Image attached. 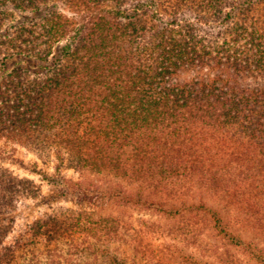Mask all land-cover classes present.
I'll list each match as a JSON object with an SVG mask.
<instances>
[{"label":"trees","instance_id":"1","mask_svg":"<svg viewBox=\"0 0 264 264\" xmlns=\"http://www.w3.org/2000/svg\"><path fill=\"white\" fill-rule=\"evenodd\" d=\"M1 140L128 185L74 183L82 205L195 208L222 230L188 200L264 197V0H0ZM41 195L0 167V264H43L34 245L69 233H148L56 207L13 237L11 210Z\"/></svg>","mask_w":264,"mask_h":264},{"label":"rangeland","instance_id":"2","mask_svg":"<svg viewBox=\"0 0 264 264\" xmlns=\"http://www.w3.org/2000/svg\"><path fill=\"white\" fill-rule=\"evenodd\" d=\"M46 155V151L0 141V167L33 180L42 189L38 200L23 201L11 210L13 237H28V225L56 207L84 213L94 211L93 218H120L135 230L144 227L148 233H69L66 239L52 245L44 241L34 245L35 251L42 254L43 264H264V197L252 199L250 206L237 205L228 193L209 195L196 189L195 198L188 203L206 202L222 221V230L216 228L211 213L195 208L183 209L176 215L120 209L113 200L97 199V194L91 195L92 202L82 205L77 197L68 194V187L74 183L82 182L83 188H100L101 192L115 185H128L113 175L80 173L57 162L54 155L50 159ZM175 205L181 207L182 203ZM47 257L50 262L45 261ZM26 259L23 255L18 264H24Z\"/></svg>","mask_w":264,"mask_h":264}]
</instances>
